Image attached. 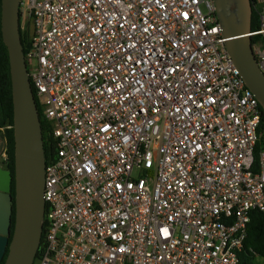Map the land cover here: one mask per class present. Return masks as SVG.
<instances>
[{
	"label": "built area",
	"instance_id": "obj_1",
	"mask_svg": "<svg viewBox=\"0 0 264 264\" xmlns=\"http://www.w3.org/2000/svg\"><path fill=\"white\" fill-rule=\"evenodd\" d=\"M19 21L54 139L39 264H240L264 212L262 110L214 0H20Z\"/></svg>",
	"mask_w": 264,
	"mask_h": 264
},
{
	"label": "water",
	"instance_id": "obj_2",
	"mask_svg": "<svg viewBox=\"0 0 264 264\" xmlns=\"http://www.w3.org/2000/svg\"><path fill=\"white\" fill-rule=\"evenodd\" d=\"M19 4L20 0H1L0 30L8 52L14 138V175L0 167V261L8 244L3 264L33 263L45 217L43 138L20 39ZM214 4L225 48L264 111V73L251 42V1L214 0ZM3 148L0 140V152ZM12 179L14 198L10 194Z\"/></svg>",
	"mask_w": 264,
	"mask_h": 264
},
{
	"label": "trees",
	"instance_id": "obj_3",
	"mask_svg": "<svg viewBox=\"0 0 264 264\" xmlns=\"http://www.w3.org/2000/svg\"><path fill=\"white\" fill-rule=\"evenodd\" d=\"M0 15H1V0H0ZM258 29V17L252 7L251 17V31L255 32ZM20 39L22 44V50L24 56L30 47L32 26L28 22L24 28L20 26ZM252 45L260 43L263 47V43L260 38L256 35L252 36ZM31 83L33 95L35 98L37 111L40 118L43 148L45 163H47L54 155V139L52 137V124L45 118L43 110L38 102V98L35 89ZM262 110V108H261ZM13 108H12V94H11V81H10V68L8 61V52L6 46L2 41L1 30H0V138L5 142V149L7 153L6 168L10 170L11 175H14V138H13ZM259 138L255 146V156H257L260 150H264V111L261 112V119L258 127ZM11 194L14 198V180L12 179ZM47 207L45 209V217L42 228V235L39 243L38 250L36 251L35 257L39 256L40 249L44 242L47 220H46ZM14 224V205L11 216V234ZM11 239V237H10ZM240 264H264V212L254 210L250 213V219L246 228V235L243 242V248L238 252ZM262 260V263L258 261ZM2 264V263H0Z\"/></svg>",
	"mask_w": 264,
	"mask_h": 264
},
{
	"label": "flooded vegetation",
	"instance_id": "obj_4",
	"mask_svg": "<svg viewBox=\"0 0 264 264\" xmlns=\"http://www.w3.org/2000/svg\"><path fill=\"white\" fill-rule=\"evenodd\" d=\"M0 167L1 168H6V164L3 163L2 159H1V152H0ZM7 169V168H6ZM11 184H12V180H11ZM11 184H10V194H11ZM12 195V194H11ZM10 237H11V230H10V235L8 236V243L10 241ZM7 250H8V244L6 246V250L4 252V255L2 257V260L0 261V263L3 264L4 260H5V257H6V254H7ZM34 260H36V258H34Z\"/></svg>",
	"mask_w": 264,
	"mask_h": 264
},
{
	"label": "rangeland",
	"instance_id": "obj_5",
	"mask_svg": "<svg viewBox=\"0 0 264 264\" xmlns=\"http://www.w3.org/2000/svg\"><path fill=\"white\" fill-rule=\"evenodd\" d=\"M31 63H33V62H31ZM0 140H3V139L0 138ZM258 261H260L262 263V260L261 259H258ZM32 264H39L38 259L33 260V263Z\"/></svg>",
	"mask_w": 264,
	"mask_h": 264
}]
</instances>
